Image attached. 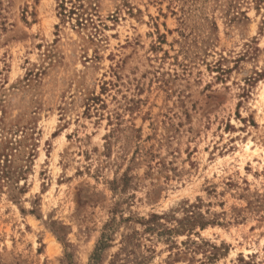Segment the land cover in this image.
<instances>
[{"label": "rangeland", "instance_id": "1", "mask_svg": "<svg viewBox=\"0 0 264 264\" xmlns=\"http://www.w3.org/2000/svg\"><path fill=\"white\" fill-rule=\"evenodd\" d=\"M74 1L0 0V264H264V0Z\"/></svg>", "mask_w": 264, "mask_h": 264}, {"label": "trees", "instance_id": "2", "mask_svg": "<svg viewBox=\"0 0 264 264\" xmlns=\"http://www.w3.org/2000/svg\"><path fill=\"white\" fill-rule=\"evenodd\" d=\"M256 4L257 9L260 7V4L263 2V0H255L254 1ZM60 6L62 7V9L64 10V6H63V0H61V4ZM86 6L84 5L83 2H81V0H76L74 2H72L71 7L68 10L69 14H76V18H77V22L78 24H82V19L84 20H88L87 18L84 17V15L86 14ZM78 19H81V21H79ZM203 224V223H201Z\"/></svg>", "mask_w": 264, "mask_h": 264}]
</instances>
